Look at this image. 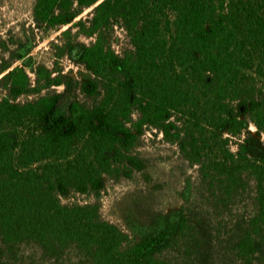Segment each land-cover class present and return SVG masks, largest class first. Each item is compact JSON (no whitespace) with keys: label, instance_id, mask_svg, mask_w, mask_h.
I'll return each mask as SVG.
<instances>
[{"label":"trees","instance_id":"obj_1","mask_svg":"<svg viewBox=\"0 0 264 264\" xmlns=\"http://www.w3.org/2000/svg\"><path fill=\"white\" fill-rule=\"evenodd\" d=\"M93 6L95 99L79 111L55 93L18 104L12 86L0 100V264H35L7 258L27 247L53 264H264V0H35L34 20L65 26ZM114 26L129 41L120 55L102 44ZM147 129L198 167L211 229L182 212L129 243L95 205L61 204L141 169L130 151ZM238 204L248 215L229 235Z\"/></svg>","mask_w":264,"mask_h":264},{"label":"rangeland","instance_id":"obj_2","mask_svg":"<svg viewBox=\"0 0 264 264\" xmlns=\"http://www.w3.org/2000/svg\"><path fill=\"white\" fill-rule=\"evenodd\" d=\"M94 7L84 10L68 25L47 27L38 26L34 20L35 0H0V79L11 74L0 84V100L12 86L19 89L20 95L14 101L18 104L55 93L59 108L66 111L73 106L79 111L95 99L89 92L93 77L86 68L93 51L84 52L92 48L96 39L95 35L88 36L92 24L86 21L91 19ZM79 22L82 24L77 25ZM107 33L102 41L105 51L110 49L120 55L129 49V41L119 27ZM55 79L60 85L53 84ZM248 132L263 141L252 125ZM235 143L233 140L232 149ZM130 155L140 161L141 169L126 168L115 176H104L103 188L97 193L70 191L59 195L61 204L95 205L99 216L117 226L129 243L176 222L182 212L197 230H209L216 224L214 211L204 200L208 192L200 181L198 167L183 161L176 145L164 142L157 131L147 129ZM243 207L238 204L230 216L229 235L236 234L238 223L248 215ZM14 256L16 261L30 257L35 264H53L29 247L7 258ZM82 262L70 255L63 264Z\"/></svg>","mask_w":264,"mask_h":264}]
</instances>
